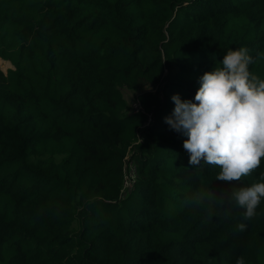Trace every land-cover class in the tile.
Returning <instances> with one entry per match:
<instances>
[{
    "label": "trees",
    "instance_id": "trees-1",
    "mask_svg": "<svg viewBox=\"0 0 264 264\" xmlns=\"http://www.w3.org/2000/svg\"><path fill=\"white\" fill-rule=\"evenodd\" d=\"M242 47L264 79V0H0V264H264V198L219 202L264 158L219 182L164 122Z\"/></svg>",
    "mask_w": 264,
    "mask_h": 264
},
{
    "label": "clouds",
    "instance_id": "clouds-1",
    "mask_svg": "<svg viewBox=\"0 0 264 264\" xmlns=\"http://www.w3.org/2000/svg\"><path fill=\"white\" fill-rule=\"evenodd\" d=\"M264 58V53H258ZM253 57L247 48L229 49L211 71L199 77L194 99L171 97L174 108L164 122L170 130L186 137L183 148L194 168L218 166L216 180L233 183L249 176L264 158V79L250 71ZM264 180V174L261 175ZM264 198V182L233 188L223 205L235 204L244 220L257 215ZM244 231L245 223L237 225ZM236 264H245L238 257Z\"/></svg>",
    "mask_w": 264,
    "mask_h": 264
},
{
    "label": "rangeland",
    "instance_id": "rangeland-1",
    "mask_svg": "<svg viewBox=\"0 0 264 264\" xmlns=\"http://www.w3.org/2000/svg\"><path fill=\"white\" fill-rule=\"evenodd\" d=\"M0 68L6 72L9 68L10 65L8 63L3 62L2 60H0ZM168 74V73H166ZM123 94L126 97V99L129 101V103L131 104V106L135 105L136 102V95L133 93L128 92L127 90H123ZM131 172H133L131 169H129Z\"/></svg>",
    "mask_w": 264,
    "mask_h": 264
},
{
    "label": "built area",
    "instance_id": "built-area-1",
    "mask_svg": "<svg viewBox=\"0 0 264 264\" xmlns=\"http://www.w3.org/2000/svg\"><path fill=\"white\" fill-rule=\"evenodd\" d=\"M138 107H139V105H138V104H135V109H136V110L138 109ZM126 185H127V186H130V180H128V178H127Z\"/></svg>",
    "mask_w": 264,
    "mask_h": 264
}]
</instances>
